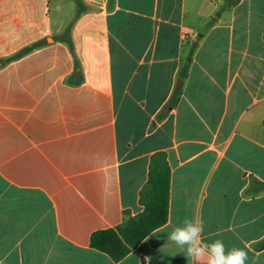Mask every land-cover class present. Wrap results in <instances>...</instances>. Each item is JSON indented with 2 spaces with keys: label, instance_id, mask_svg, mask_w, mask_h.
<instances>
[{
  "label": "crops",
  "instance_id": "0c3cea01",
  "mask_svg": "<svg viewBox=\"0 0 264 264\" xmlns=\"http://www.w3.org/2000/svg\"><path fill=\"white\" fill-rule=\"evenodd\" d=\"M83 2L0 0V264H192L185 218L264 264V0ZM156 154L168 222L116 262Z\"/></svg>",
  "mask_w": 264,
  "mask_h": 264
},
{
  "label": "trees",
  "instance_id": "16d2710c",
  "mask_svg": "<svg viewBox=\"0 0 264 264\" xmlns=\"http://www.w3.org/2000/svg\"><path fill=\"white\" fill-rule=\"evenodd\" d=\"M78 15L87 8L83 0H75ZM70 25L57 41L65 43L75 62V73H81V64L77 58L72 40ZM45 41L36 43L27 51L36 49ZM171 171L164 154H156L151 159L149 178L141 191V203L144 211L137 216L127 218L116 228L95 232L91 237V247L99 250L114 261L124 259L132 249L136 248L149 234L163 227L169 217Z\"/></svg>",
  "mask_w": 264,
  "mask_h": 264
},
{
  "label": "clouds",
  "instance_id": "9594fccd",
  "mask_svg": "<svg viewBox=\"0 0 264 264\" xmlns=\"http://www.w3.org/2000/svg\"><path fill=\"white\" fill-rule=\"evenodd\" d=\"M204 231L202 218H185L168 234V240L185 252L192 264H247L249 256L244 248H226L220 239L205 242Z\"/></svg>",
  "mask_w": 264,
  "mask_h": 264
},
{
  "label": "rangeland",
  "instance_id": "374dc122",
  "mask_svg": "<svg viewBox=\"0 0 264 264\" xmlns=\"http://www.w3.org/2000/svg\"><path fill=\"white\" fill-rule=\"evenodd\" d=\"M69 12V6L66 7L64 13H68ZM53 17L55 20H59V13L55 10V8H53Z\"/></svg>",
  "mask_w": 264,
  "mask_h": 264
},
{
  "label": "water",
  "instance_id": "95a60500",
  "mask_svg": "<svg viewBox=\"0 0 264 264\" xmlns=\"http://www.w3.org/2000/svg\"><path fill=\"white\" fill-rule=\"evenodd\" d=\"M53 41V40H52Z\"/></svg>",
  "mask_w": 264,
  "mask_h": 264
}]
</instances>
